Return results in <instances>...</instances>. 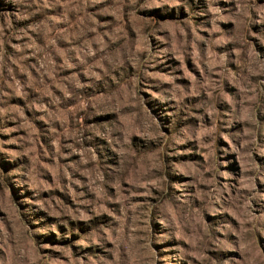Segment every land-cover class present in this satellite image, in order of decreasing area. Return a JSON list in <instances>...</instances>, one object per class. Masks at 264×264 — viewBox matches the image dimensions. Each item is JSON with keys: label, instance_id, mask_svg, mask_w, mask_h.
I'll return each mask as SVG.
<instances>
[{"label": "rangeland", "instance_id": "obj_1", "mask_svg": "<svg viewBox=\"0 0 264 264\" xmlns=\"http://www.w3.org/2000/svg\"><path fill=\"white\" fill-rule=\"evenodd\" d=\"M0 264H264V0H0Z\"/></svg>", "mask_w": 264, "mask_h": 264}]
</instances>
